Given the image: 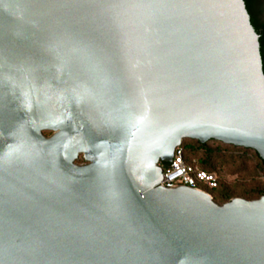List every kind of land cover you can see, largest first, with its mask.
Wrapping results in <instances>:
<instances>
[{
	"label": "water",
	"instance_id": "1",
	"mask_svg": "<svg viewBox=\"0 0 264 264\" xmlns=\"http://www.w3.org/2000/svg\"><path fill=\"white\" fill-rule=\"evenodd\" d=\"M186 139L264 160L243 0H0V264H264V196L159 186Z\"/></svg>",
	"mask_w": 264,
	"mask_h": 264
},
{
	"label": "trees",
	"instance_id": "2",
	"mask_svg": "<svg viewBox=\"0 0 264 264\" xmlns=\"http://www.w3.org/2000/svg\"><path fill=\"white\" fill-rule=\"evenodd\" d=\"M246 6V10L248 12V15L250 17V23L252 27L254 28L255 32L259 35V44H260V55L262 59V67H263V73H264V21L261 19L262 15V4L264 3V0H243ZM187 141L191 143H195L194 148H196L198 151L203 153V160H202V169L203 170H208V172L214 171L219 165L217 164V161H220L221 164L223 165L226 163V160H229L233 165L237 167V169L244 168L245 175L247 177H250V166H249V161L246 158H250L248 154H253V157L251 156L252 159L255 161V166L260 167L263 169V172L261 174V177L258 176L256 178L251 179V181H247V183L241 185V186H246L251 189L253 193L244 195V196H233V197H223L220 195H216L217 192L220 189L221 184H218V187L214 190H206L211 196L212 199L215 203L222 205L224 203H227L228 201L231 200V198H242L245 200H255L260 198L261 196H264V181L261 179L264 177V160H262L256 152L250 149H244V148H237L231 145H225L221 142H217L214 140H210L205 144H201L198 141L195 140H190L186 139ZM209 143H217L218 146L224 145V146H229L235 149H240L242 150L241 154L238 153H233L234 157L233 158H227L228 155H232L231 153L224 152V149L219 148L216 146L214 149V152L208 147ZM182 145V144H181ZM185 152V151H184ZM220 155V157L215 159V155ZM82 162H84L82 157H79ZM78 159L76 160V163H78ZM217 164V165H216ZM243 170V169H242ZM218 198V199H217Z\"/></svg>",
	"mask_w": 264,
	"mask_h": 264
},
{
	"label": "rangeland",
	"instance_id": "3",
	"mask_svg": "<svg viewBox=\"0 0 264 264\" xmlns=\"http://www.w3.org/2000/svg\"><path fill=\"white\" fill-rule=\"evenodd\" d=\"M262 11L264 12V3L262 4ZM263 19H264V14H263ZM50 132H45V135H48ZM195 143H191L187 140H183L181 147L184 149L185 151V160L187 163H191L193 159L197 160L198 162V166L200 168H202V160H203V153L198 151L196 148H194ZM216 146H218L217 143H209L208 147L214 152V149L216 148ZM219 148L221 147V149H224V152H228L231 153L232 155H228L227 158H233L234 155L233 153H238L241 154L242 150L240 149H235L229 146H224V145H220L218 146ZM248 156H250V158H246L249 161V166H250V177H247V175H245V173L243 171L244 168L241 169H237V167L235 165H233V163H231L229 160H226V163H224L223 165L221 164L220 161H217V164L219 165V167H217L214 171L217 174V176L219 177V183L221 184L219 191L217 192L216 195H220L223 197H233V196H244V195H248L253 193L251 191L250 188L246 187V186H241L245 183H247V181H251V179L256 178L258 176L261 177V174L263 172L262 168H258L255 166V161L254 159L251 158V156L253 157V154H248ZM220 155H215V159L219 158ZM82 161L80 159H78V163L77 164H81ZM216 164V165H217ZM243 169V170H242ZM205 171H208L205 169ZM259 178V177H258ZM264 181V177L261 178ZM203 189H206L204 187H202ZM236 198V197H234ZM218 199V198H217ZM233 199V198H231Z\"/></svg>",
	"mask_w": 264,
	"mask_h": 264
},
{
	"label": "built area",
	"instance_id": "4",
	"mask_svg": "<svg viewBox=\"0 0 264 264\" xmlns=\"http://www.w3.org/2000/svg\"><path fill=\"white\" fill-rule=\"evenodd\" d=\"M184 156V149L179 146L175 149L170 163L157 164L162 170L159 186L175 188L184 185L206 193H208L206 190H214L218 187L219 177L215 172L203 170L197 165L198 161L195 159L190 164L187 163Z\"/></svg>",
	"mask_w": 264,
	"mask_h": 264
},
{
	"label": "flooded vegetation",
	"instance_id": "5",
	"mask_svg": "<svg viewBox=\"0 0 264 264\" xmlns=\"http://www.w3.org/2000/svg\"><path fill=\"white\" fill-rule=\"evenodd\" d=\"M263 14H264V12L262 11V15H261V19L264 21V19H263ZM52 133H49L48 135H46V136H50ZM84 164H86V162L84 161V162H82L81 164H79V165H84Z\"/></svg>",
	"mask_w": 264,
	"mask_h": 264
}]
</instances>
